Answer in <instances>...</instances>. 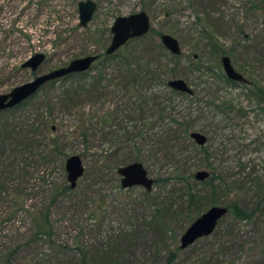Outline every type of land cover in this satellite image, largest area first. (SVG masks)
I'll use <instances>...</instances> for the list:
<instances>
[{
	"label": "trees",
	"instance_id": "trees-1",
	"mask_svg": "<svg viewBox=\"0 0 264 264\" xmlns=\"http://www.w3.org/2000/svg\"><path fill=\"white\" fill-rule=\"evenodd\" d=\"M153 2L142 0V10ZM162 2L166 19L183 10L194 13L193 21L184 27L197 44L204 43L210 50L215 66L205 67L203 59L198 58L189 68L208 71L213 81L201 80L190 95L171 89L167 82L178 72L158 61L155 51L158 49L163 57L179 55L169 54L162 44L146 50L129 48L132 41H142L154 33L150 28L146 35L129 40L114 54H96L98 58L88 71L49 81L21 104L0 112V232L12 226L8 235L17 236L23 232L22 227L12 224L29 223L24 245L29 248L45 243L52 250L44 257L39 254L38 264L50 263L51 255L70 258L67 248L54 242L53 214L64 197L86 192L77 185L72 189L66 179L64 159L73 147L87 163L88 172L92 169L116 176L121 165L133 161L148 164L149 160L157 171V191L143 189L132 199L148 211L142 215L139 228L130 224L119 236H107L94 252L77 247L70 258L75 264H94L96 258L108 264H128L129 258L121 255L123 244L117 239L127 236L131 245L139 240V230L171 233L170 217L176 216L188 225L222 198L226 199L221 202L228 213L211 235L197 240L203 245L198 252L180 258L182 249L175 247L165 252L160 264H234L243 251L252 250V241L264 242V231L255 234L264 215V163L247 166L238 161L235 169L225 166L221 159L217 163L211 153V125L225 132L223 119L228 121L229 113L242 111L230 95L222 93V88L236 89L239 85L226 78L220 58L227 55L236 61L244 57L242 69L248 73L247 62L264 65V0H202L199 9L195 0ZM217 35H230L234 46L223 48ZM243 73L248 83L242 84L240 93L258 114L264 115V84L250 73ZM29 105L33 108L25 111ZM200 119L211 123H199ZM193 131L207 137L205 145L195 144L190 138ZM56 165L61 175L50 181ZM201 169L209 176L196 181L194 173ZM35 173L40 174L39 185L29 183ZM167 186V194H180L182 202L171 203L168 199L167 206L163 201L159 204ZM197 186L207 192L204 198ZM133 188L123 189L120 177L114 184L116 193L130 195ZM221 221L224 227H219ZM22 247L18 244L10 250L5 264H13ZM25 262L29 263L27 259ZM248 264H264V251Z\"/></svg>",
	"mask_w": 264,
	"mask_h": 264
},
{
	"label": "rangeland",
	"instance_id": "rangeland-1",
	"mask_svg": "<svg viewBox=\"0 0 264 264\" xmlns=\"http://www.w3.org/2000/svg\"><path fill=\"white\" fill-rule=\"evenodd\" d=\"M79 1L81 0H0V94L7 93L13 87L32 80L36 75L66 66L72 59L104 52L110 41L109 28L114 19L142 10L143 4L142 0H92L96 3V9L90 21L83 27L79 25L77 9ZM195 2L198 4V9L202 7V0H195ZM162 3V0H154L151 6L144 9L150 17V25L154 33L147 34L142 41H132L129 48L145 50L155 48L161 44L156 32L169 33L180 44L179 57H163L157 49L155 51L157 60L162 61L168 67H175L178 72L176 77L183 78L191 88H196L198 86L196 84L201 80L213 81L212 74L208 71L198 72L189 68L192 60L198 58L203 59L205 67L215 66L210 50L204 47V43L197 44L194 36L184 27L185 23L193 21L194 13L190 9L183 10L172 15L170 19H166L163 16ZM233 3L234 1L231 2ZM216 39L218 44L225 49L234 46L230 35H217ZM38 52L44 53L45 59L36 71L32 72L29 68L21 67L24 61ZM242 60H245L244 57L236 61L232 60L231 63L237 71L250 73L249 75L264 84V65H253L247 62L245 69L249 70L248 73L242 69L245 63ZM220 68H222L221 65ZM243 75L248 77L244 73ZM238 85L236 89L222 88V93L230 95L242 111L229 113L228 121L227 118L223 119L221 127H224L225 132L211 125L214 142L211 150L212 158L217 163L218 159H221L225 166L235 167V169H237L238 161L247 166L253 163L258 165L264 163V115L258 114L255 107L240 93L242 84ZM32 108V105H29L25 111ZM21 112L23 114L24 111ZM199 123L209 124L211 121L200 119ZM73 149L76 150L75 147ZM73 149L67 150V157L75 154ZM198 158L196 163L199 164L200 158ZM83 164L85 171L78 180L77 187L86 192L79 191L76 195L64 197L65 200L59 203L53 214L54 242L56 245H64L70 258L75 256L73 254L77 247L94 252L100 241L107 236H119L121 231L127 229L130 224L137 225L136 227L139 228L138 223L142 221L143 216L148 214V211L132 200L142 192V187L135 186L130 192L131 196L127 193H116L114 184L119 178L118 175L92 169L88 172L86 171L88 170L87 163L83 161ZM148 164L144 166L148 175L154 179L157 176L156 167L151 165V160ZM61 172L59 165H56L52 168L49 180H56ZM39 175L33 174L29 183L39 185L41 181ZM169 189V186L164 189L165 194L162 195L163 198L159 204L163 201V206H167L168 199L171 203L173 201L182 202L179 200L180 194L178 193L169 196L167 194ZM197 189L201 198L207 195V192L200 186H197ZM150 191L156 192L157 187L153 185ZM221 201L224 202L226 199L222 198L216 205H222ZM223 221L220 222L219 227L221 225L224 227ZM169 222L172 232L168 234H157L151 229L139 230V240L131 245L127 243V236L117 239L118 243L123 244L121 255L129 258L128 264H160L163 263L167 250L179 247V236L187 225H184L182 220L177 219L176 216L170 217ZM12 225L22 227L23 232L13 237L8 235L12 226L0 232V264H5L6 254L18 244L23 247L20 248L18 254H15L13 264H38L41 261L38 259L39 254L42 257L50 254L52 250L45 243H37L36 246L32 245L29 248L24 245L28 238L26 228L29 223L15 222ZM256 230L258 233L254 232L255 234L263 233L264 215L261 218L259 229L256 228ZM255 234L252 237H255ZM200 242L197 241L186 249H182L180 258L189 257L193 252H198L203 246ZM252 243L250 244L252 250L243 251L244 253L235 260L234 264H248L251 260L260 257L264 251V242L254 243L252 241ZM186 251L188 252L185 253ZM61 257L51 255L50 263L47 264H75L72 259ZM26 259L29 263L25 262ZM94 264L108 263L96 258Z\"/></svg>",
	"mask_w": 264,
	"mask_h": 264
},
{
	"label": "water",
	"instance_id": "water-1",
	"mask_svg": "<svg viewBox=\"0 0 264 264\" xmlns=\"http://www.w3.org/2000/svg\"><path fill=\"white\" fill-rule=\"evenodd\" d=\"M77 9L79 25L84 27L91 19L92 14L96 9V3L92 0H81L77 4ZM150 28V17L146 11L143 10L116 17L110 25L109 31L111 33V37L104 53L106 55L114 54L129 40L146 35ZM159 40L169 53L173 55L180 54V44L173 35L169 33H161ZM97 58L98 55L94 54L72 59L66 66L36 75L32 80L13 87L7 93L0 94V112L21 104L23 101L34 95L49 81L65 77L67 75L88 71ZM44 59V53H34L21 64V67L29 68L32 72H34L42 64ZM220 62L223 73L228 80L238 84L248 83L246 77L234 68L227 55L222 56L220 58ZM167 85L175 91L183 92L189 95L192 94L191 86L183 78L172 77L168 80ZM190 138L198 146L205 145L207 142V137L198 131L191 132ZM64 170L67 182L70 187L74 189L78 180L84 174V164L80 155H69L65 159ZM117 174L120 177V185L123 189L138 186L150 191L154 185V179L148 175L147 169L140 161H133L119 166ZM208 176L209 172L204 169L197 170L194 173L196 181H203ZM227 213V207L222 205H213L204 210L186 226L182 234L179 236L180 249H186L198 239L211 235L216 229L218 222Z\"/></svg>",
	"mask_w": 264,
	"mask_h": 264
}]
</instances>
